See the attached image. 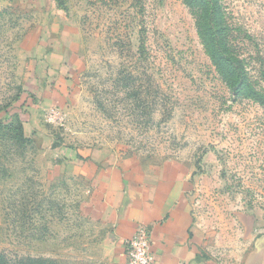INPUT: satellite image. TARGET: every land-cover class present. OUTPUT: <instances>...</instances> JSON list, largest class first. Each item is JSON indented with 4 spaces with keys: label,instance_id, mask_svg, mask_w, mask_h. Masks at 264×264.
Listing matches in <instances>:
<instances>
[{
    "label": "rangeland",
    "instance_id": "1",
    "mask_svg": "<svg viewBox=\"0 0 264 264\" xmlns=\"http://www.w3.org/2000/svg\"><path fill=\"white\" fill-rule=\"evenodd\" d=\"M220 1L239 91L184 0H0V252L12 264H125L96 160L192 173L209 263L264 264V0Z\"/></svg>",
    "mask_w": 264,
    "mask_h": 264
},
{
    "label": "crops",
    "instance_id": "2",
    "mask_svg": "<svg viewBox=\"0 0 264 264\" xmlns=\"http://www.w3.org/2000/svg\"><path fill=\"white\" fill-rule=\"evenodd\" d=\"M95 161L94 191L99 211L112 228L125 264V241L142 226L152 235L156 264H210L206 236L192 204V173L148 170L136 162ZM78 160H74L76 165ZM77 168H81L79 165Z\"/></svg>",
    "mask_w": 264,
    "mask_h": 264
},
{
    "label": "trees",
    "instance_id": "3",
    "mask_svg": "<svg viewBox=\"0 0 264 264\" xmlns=\"http://www.w3.org/2000/svg\"><path fill=\"white\" fill-rule=\"evenodd\" d=\"M185 3L192 9L196 17L197 28L200 36L202 37L207 51L210 54L212 60L217 65L221 73H224L227 79L233 85H238V89L235 88V91H239L241 84H239L240 79L235 73L234 61L235 54L229 53L226 54L230 43L227 42V39L224 38L222 41L217 33L221 28L225 27L224 25V11L222 3L220 0H184ZM212 20L210 21V19ZM216 21V23H215ZM223 45V46H222ZM224 52H223V50ZM243 86V84H242ZM0 264H12L9 261V257L4 253L0 252Z\"/></svg>",
    "mask_w": 264,
    "mask_h": 264
},
{
    "label": "built area",
    "instance_id": "4",
    "mask_svg": "<svg viewBox=\"0 0 264 264\" xmlns=\"http://www.w3.org/2000/svg\"><path fill=\"white\" fill-rule=\"evenodd\" d=\"M125 251L127 264H156L152 249V235L144 226L125 241Z\"/></svg>",
    "mask_w": 264,
    "mask_h": 264
}]
</instances>
